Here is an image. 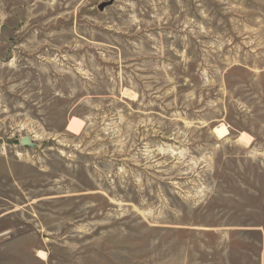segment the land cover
Wrapping results in <instances>:
<instances>
[{
	"label": "rangeland",
	"instance_id": "rangeland-1",
	"mask_svg": "<svg viewBox=\"0 0 264 264\" xmlns=\"http://www.w3.org/2000/svg\"><path fill=\"white\" fill-rule=\"evenodd\" d=\"M3 257L264 264V0H0Z\"/></svg>",
	"mask_w": 264,
	"mask_h": 264
},
{
	"label": "bare ground",
	"instance_id": "bare-ground-1",
	"mask_svg": "<svg viewBox=\"0 0 264 264\" xmlns=\"http://www.w3.org/2000/svg\"><path fill=\"white\" fill-rule=\"evenodd\" d=\"M83 124V121L77 117H71L68 122V129L73 131H78ZM215 132L219 134L220 137H223L227 134V130L224 126H218L214 129ZM36 255L41 260H46V252L43 250H37Z\"/></svg>",
	"mask_w": 264,
	"mask_h": 264
},
{
	"label": "water",
	"instance_id": "water-1",
	"mask_svg": "<svg viewBox=\"0 0 264 264\" xmlns=\"http://www.w3.org/2000/svg\"><path fill=\"white\" fill-rule=\"evenodd\" d=\"M19 143L23 146L34 147L35 144L32 142V139L29 136H24L20 138Z\"/></svg>",
	"mask_w": 264,
	"mask_h": 264
},
{
	"label": "crops",
	"instance_id": "crops-1",
	"mask_svg": "<svg viewBox=\"0 0 264 264\" xmlns=\"http://www.w3.org/2000/svg\"><path fill=\"white\" fill-rule=\"evenodd\" d=\"M5 242V241H4ZM10 242V241H9ZM8 242H6L5 244H4V246L3 247H5L6 246V244H7ZM3 254V253H2ZM4 256H5V254H4ZM8 258H9V260H11V259H13L12 258V256L10 257V255L8 256ZM13 262V261H12ZM12 262H10V261H8V259H7V257H3L2 259H0V264H13ZM16 264V263H15Z\"/></svg>",
	"mask_w": 264,
	"mask_h": 264
}]
</instances>
